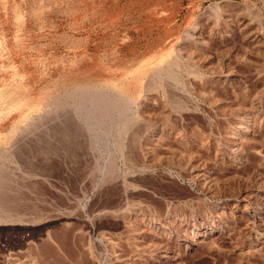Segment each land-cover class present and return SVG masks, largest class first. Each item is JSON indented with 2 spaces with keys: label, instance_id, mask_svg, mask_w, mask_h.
I'll use <instances>...</instances> for the list:
<instances>
[{
  "label": "rangeland",
  "instance_id": "rangeland-1",
  "mask_svg": "<svg viewBox=\"0 0 264 264\" xmlns=\"http://www.w3.org/2000/svg\"><path fill=\"white\" fill-rule=\"evenodd\" d=\"M169 59L184 84L150 90ZM108 82L131 110L67 133L54 111L85 103L56 101ZM41 111L47 128L12 134ZM11 123L0 264H264V0H0Z\"/></svg>",
  "mask_w": 264,
  "mask_h": 264
},
{
  "label": "bare ground",
  "instance_id": "bare-ground-1",
  "mask_svg": "<svg viewBox=\"0 0 264 264\" xmlns=\"http://www.w3.org/2000/svg\"><path fill=\"white\" fill-rule=\"evenodd\" d=\"M214 5V4H213ZM212 5V6H213ZM212 9V7H211ZM213 9H219V5L218 3L215 4L213 6ZM197 25V24H196ZM196 28H193V30H195ZM177 55H178V52H177ZM165 61V60H164ZM165 64L163 66H160L158 67L157 69H155L152 74L150 75V79H149V86H150V90L152 89H163V90H166V84L167 81L168 82H173L174 85L171 84V86H168L169 88L171 87L172 90L176 89L181 83L179 80H182V79H179L176 78V75H175V68L178 67L177 65V62L174 60V59H169L167 62H164ZM160 65V64H159ZM157 67V66H156ZM183 81V84H184V80ZM169 85V84H168ZM96 86V85H95ZM117 84H115L114 82H108V84L106 86H100V87H89V88H76V89H73L71 91H68L66 92L62 97L59 98V100L56 101V104L57 105H60L59 107H62L63 106V103L64 102H75V103H78V101H80V104L84 105L83 102L85 103L84 105V108L81 107V106H77L76 107V110H69V113L67 111H63L64 110V106L59 109L55 103H52L55 104L54 108H56V110L54 111L56 113V111L58 112L60 110V113H56L57 115L55 116V118L58 120V119H62V120H67V122L69 123V129L68 126H63L65 128V130L68 132H71L73 130H75V132L77 131H80V132H83L84 130L86 131L88 129V131H92L93 130V127H91V123H99L100 121H102V119H98L97 117L95 118L94 116L95 115H106V116H110V115H113L114 114H118V115H124L126 114V111L128 112L129 110H131V105H133L134 102H132V98L121 93V92H118V88H117ZM180 89V88H179ZM155 90V91H156ZM162 90V91H163ZM154 91V90H153ZM158 91V90H157ZM160 91V90H159ZM155 93V92H154ZM166 94V93H165ZM167 94H168V91H167ZM170 94V93H169ZM171 95V94H170ZM172 98V97H171ZM175 99V98H174ZM169 101H172V100H169ZM175 101H178V100H175ZM174 103V104H173ZM182 103V102H181ZM180 102H173L172 101V104L176 107H183L185 108V106H183V104H181ZM87 104L90 105L88 108H87ZM135 104V103H134ZM172 106V105H171ZM75 107V106H74ZM81 108V110H80ZM51 110H53L52 108H50ZM49 110V109H48ZM65 110H68V109H65ZM50 111V110H49ZM51 112V111H50ZM46 113H47V110H46ZM45 111H41L35 115H32L31 118H29V120L25 119L26 122H24L23 125H21V127H17L16 129H13L12 131V134H16V133H20L21 135H25L26 133L28 134H34V133H37V132H33V128L34 126L38 125V126H46L45 128H47V125L46 124H43V117L44 115L46 114ZM53 112L49 113L51 114L50 116H53L52 114ZM60 114V115H59ZM87 115L89 117H91V119H85L84 117H82L83 115ZM84 115V116H85ZM47 116V115H46ZM53 116V118H54ZM48 117V116H47ZM101 117V116H100ZM142 117V116H141ZM54 118V119H55ZM111 118V117H110ZM120 118V117H118ZM123 118V117H121ZM137 117L132 116V117H129L128 116L126 117V119L123 121V127H122V130H121V133H122V136H120V147L122 150H124L126 148V144L124 143L125 140H126V133L129 132V130L131 131V127L132 125L135 124V122L137 121ZM43 119V121H41ZM50 120V118H48ZM47 119V120H48ZM52 119V118H51ZM108 119V118H106ZM112 119V118H111ZM114 119V118H113ZM142 119V118H141ZM41 121V125L39 124ZM52 121V120H51ZM108 121V120H107ZM120 121V120H119ZM23 122V121H22ZM45 123V121H44ZM59 123V122H58ZM57 123V124H58ZM105 123V122H104ZM49 124V123H48ZM62 124V122H61ZM64 124H66L64 122ZM100 124V123H99ZM139 124V123H138ZM247 124V123H246ZM95 125V124H94ZM137 125V124H135ZM59 127H61V125H57ZM96 126V125H95ZM107 126V125H106ZM248 127V124L243 128L244 129H247ZM57 128V127H56ZM62 128V127H61ZM59 129V128H57ZM72 129V130H71ZM111 129V128H110ZM51 130V129H50ZM62 129V133L60 134L61 136H63V132L65 131ZM71 130V131H70ZM32 131V133H30ZM36 131H39V130H36ZM55 131V130H54ZM65 131V132H66ZM133 131V130H132ZM64 132V134H66ZM78 132V133H80ZM77 133L76 136H78L79 134ZM120 133V132H119ZM70 134V133H69ZM74 134V132H73ZM89 134V133H88ZM19 135V134H18ZM50 135V134H49ZM57 136V134H54ZM59 135V136H60ZM68 136V134H66ZM74 135V136H75ZM125 135V136H124ZM64 135V138L67 137ZM73 136V137H74ZM48 137V136H47ZM63 138V137H62ZM69 138V137H68ZM136 138V137H135ZM70 139V138H69ZM119 139V137H118ZM67 140V139H66ZM132 141L130 142V145H133L135 143H137L133 137L131 139ZM127 141V140H126ZM17 144V143H16ZM143 144V143H142ZM138 145V144H137ZM237 145V144H236ZM134 146V145H133ZM12 147H14L13 149H11ZM119 147V146H118ZM6 148V147H5ZM8 148V147H7ZM238 148V147H237ZM120 149V150H121ZM2 150V149H1ZM11 150V151H10ZM13 150H16L15 146H10V149H6L4 151V153L2 154L3 155V159L5 158H8L9 157H14V153H12ZM16 152V151H14ZM13 155H12V154ZM133 154V153H132ZM11 157V158H12ZM131 157V156H130ZM1 158V157H0ZM10 158V159H11ZM126 158V157H125ZM2 159V163L4 162V160ZM14 159H17L14 157ZM13 159V160H14ZM9 161V160H8ZM2 163L0 164V222H5L3 220H5L4 218H8L9 219H17V215H15L13 212V209L16 207L17 203H19L14 195V197L11 198V196H13L12 190H15L14 186H11V184L13 183L10 179H7L5 178V171L8 170L6 169L5 165ZM6 164V163H5ZM9 164V163H8ZM7 165V164H6ZM18 165V164H17ZM133 165V164H132ZM144 166V165H143ZM146 166V165H145ZM147 167V166H146ZM8 168V167H7ZM18 168V167H17ZM10 169V168H9ZM21 176V175H20ZM15 177V176H14ZM13 177V179H14ZM17 178V177H16ZM18 181V180H17ZM21 183V182H20ZM14 185V184H13ZM18 186V184L16 185ZM19 187V186H18ZM12 188V189H11ZM22 190V189H21ZM16 194V193H15ZM10 196V197H9ZM21 201V200H20ZM6 204V205H5ZM8 205H13L15 207H13L12 209L10 207H5V206H8ZM21 207V206H20ZM16 209V208H15ZM19 209V208H17ZM15 211V210H14ZM6 212H9L8 215L10 214V216H8L6 214ZM17 214V213H16ZM140 215V214H139ZM19 217V216H18ZM136 220H140V216L138 218V216H134ZM14 221V220H12ZM18 221V220H17ZM150 223V222H149ZM138 231V230H137ZM93 257V256H92Z\"/></svg>",
  "mask_w": 264,
  "mask_h": 264
},
{
  "label": "crops",
  "instance_id": "crops-1",
  "mask_svg": "<svg viewBox=\"0 0 264 264\" xmlns=\"http://www.w3.org/2000/svg\"><path fill=\"white\" fill-rule=\"evenodd\" d=\"M14 123H11V125H10V127L8 128V129H5V127H6V125L7 124H3V126H1V127H3V128H0V131H3V132H7V131H9L10 129H11V126L13 125ZM33 139V137H30V138H28L27 140H32ZM30 153H31V148H30ZM29 155V154H28ZM28 161V160H27Z\"/></svg>",
  "mask_w": 264,
  "mask_h": 264
}]
</instances>
